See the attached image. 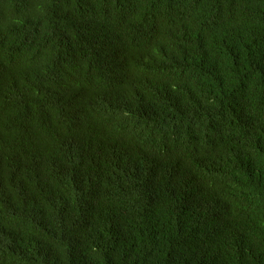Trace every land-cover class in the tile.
I'll list each match as a JSON object with an SVG mask.
<instances>
[{
  "label": "trees",
  "instance_id": "trees-1",
  "mask_svg": "<svg viewBox=\"0 0 264 264\" xmlns=\"http://www.w3.org/2000/svg\"><path fill=\"white\" fill-rule=\"evenodd\" d=\"M0 264H264V0H0Z\"/></svg>",
  "mask_w": 264,
  "mask_h": 264
}]
</instances>
